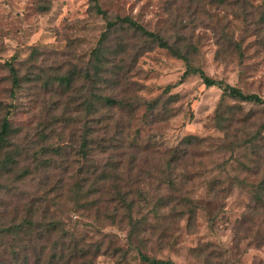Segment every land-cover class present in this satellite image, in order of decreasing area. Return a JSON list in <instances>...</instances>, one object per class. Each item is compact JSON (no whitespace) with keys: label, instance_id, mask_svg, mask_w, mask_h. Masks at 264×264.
Returning a JSON list of instances; mask_svg holds the SVG:
<instances>
[{"label":"rangeland","instance_id":"1","mask_svg":"<svg viewBox=\"0 0 264 264\" xmlns=\"http://www.w3.org/2000/svg\"><path fill=\"white\" fill-rule=\"evenodd\" d=\"M106 17H131L170 43L184 40L209 77L264 99V0H0V127L8 111L12 124L0 155V264H34L61 246L64 229L103 243L97 264H143L125 212L104 204L88 211L82 193L94 182L96 164L121 163L126 174L135 167L132 180L153 173L139 178V188L155 203L166 158L158 147L173 149L188 137L207 140L192 161L197 176L188 188L197 214L189 223L188 215H148L152 205L135 210L134 220H150L143 252L175 264H264V104L223 97L197 75L177 85L186 62L121 26L109 35L114 55L96 82L93 53L107 32ZM9 63L22 79L14 94ZM100 96L134 108L97 114ZM170 97L166 115L148 110V102L161 107ZM116 137L127 145L112 146ZM147 141L140 153L129 145ZM213 184L228 194L215 196ZM50 222L59 226L48 231Z\"/></svg>","mask_w":264,"mask_h":264},{"label":"trees","instance_id":"2","mask_svg":"<svg viewBox=\"0 0 264 264\" xmlns=\"http://www.w3.org/2000/svg\"><path fill=\"white\" fill-rule=\"evenodd\" d=\"M95 8L96 12L107 16V13L103 11L99 5L95 4ZM107 21V32L103 35L93 53L96 60V82L101 81L104 74L108 72L110 62L107 57L114 55L106 45L109 35L121 26L124 30H131L135 34L149 40L150 43L170 50L173 55L186 62V71L184 72L181 80L178 81L177 85L181 84L183 80L189 78L191 75H197L207 87H216L222 90L223 97H229L234 100L255 105L264 104V99L259 95H247L239 88L225 85L222 81L209 77L202 68L195 66L191 58V55L193 54V47L192 45L187 44L184 40H176L174 43H170L164 36L158 33L149 32L142 24L135 21L131 17L116 18L115 20L107 18ZM235 48L241 53L242 47L240 43H236ZM7 68L13 85L12 94H14L15 90L20 87L22 79L20 77L19 70L12 64L9 63ZM170 88H172V86H168L166 90H169ZM171 100L172 97L165 100L161 107L159 101H151L147 103V108L152 114L156 111L160 112L162 110L164 112L163 115H166L169 110L168 105L171 104ZM94 107L97 114L100 112V109L112 108L125 110L128 108L130 110L131 108L127 103L109 96L97 97ZM133 108L134 107L132 106L131 109ZM10 115L11 111H8L0 127V155L9 145L10 137L12 135V124L9 120ZM234 116H236V113H234ZM101 120H106V123H108L110 118L102 116ZM216 123L222 130H225V128L221 125L219 113L216 115ZM87 142L88 138L86 137L85 144L82 149V157L85 159H87L88 150L90 149ZM110 142L115 148H123L127 145V142L122 137L113 138ZM205 142H207L206 139L188 137L182 145L173 149L161 151L160 146L158 147L159 150H157V153H160L166 158L164 159V164H161L158 170L160 182L157 186V190H159L161 197L155 203L148 200L149 192L145 187L143 189L139 188L140 182H142L139 178L146 177L151 179L153 178V173H148L143 176L144 174L138 172L136 175L138 178L136 180H132V178H134L132 174L135 167H130L126 174L124 169L121 168V163H115L111 169H107L105 167L104 169L99 164H96L93 171V175L95 177L94 182L86 194L82 193V199L87 200L84 203L83 208H87L88 211L95 208L97 212H99L104 204L107 209L112 206L116 212H125L131 225L129 239L130 241L133 238L137 240V247H135V250H137L141 262L143 264H175L170 260H161L150 257L143 252V248H145L147 244L146 239L143 237V233L147 231L150 220L148 217H142V219L134 220L132 215L135 210L138 213L152 205V208L148 211V215H172L175 219L183 218L185 215H188V221L189 223H192L194 216L197 214L195 200L188 195V188L197 176L192 171V161L195 156H198L199 148H201ZM249 143H251V141H249ZM148 144L149 141L145 144L142 143V145H139L138 142L129 143L130 146L135 148L136 153L147 150L149 147ZM136 158L137 157L135 156L133 157L134 162ZM136 181L137 183L135 185V189H133V183L135 184ZM82 185L83 184L81 183L78 186L80 191H82ZM213 185L212 191L215 196L221 197L228 194L226 187L218 184ZM107 218L115 220L117 215L110 214ZM121 221H124V219ZM58 226L59 223L50 222L47 230H54ZM20 228H23V225H20ZM60 240V247L49 248L48 254L45 257H37L34 264H97L98 257L103 253V243H89L82 237L70 234L65 229ZM27 262L25 264H28Z\"/></svg>","mask_w":264,"mask_h":264}]
</instances>
